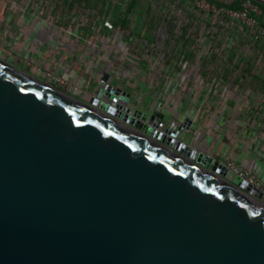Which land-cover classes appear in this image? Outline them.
Returning <instances> with one entry per match:
<instances>
[{"label":"water","instance_id":"water-1","mask_svg":"<svg viewBox=\"0 0 264 264\" xmlns=\"http://www.w3.org/2000/svg\"><path fill=\"white\" fill-rule=\"evenodd\" d=\"M119 90L86 102L0 59V264H264L261 189L191 160L159 112L122 122Z\"/></svg>","mask_w":264,"mask_h":264},{"label":"built area","instance_id":"built-area-1","mask_svg":"<svg viewBox=\"0 0 264 264\" xmlns=\"http://www.w3.org/2000/svg\"><path fill=\"white\" fill-rule=\"evenodd\" d=\"M3 2L8 8L11 4L22 7V14H32V19L44 26L40 27V30L44 32L42 37L48 40L40 39L39 43L44 45L46 42L52 43L51 37L56 38L54 43L59 48L60 56L58 54L52 57H67L63 50L65 49L78 71L91 78L87 84L93 85V91L87 95L82 84L72 85L68 78L59 72L61 65L55 67L53 64L55 59L51 61L55 70L51 68L52 65L44 66L42 73L47 76L45 81L53 84L50 79L63 87L69 85L71 89L79 90L82 96L86 95L84 100L86 102L101 95L100 100L103 103L115 108L118 100L107 96L105 92L111 88L116 91L119 88V96L124 91L128 92L130 93L128 106L131 109L129 115L132 118H119L122 122L132 127L139 121L153 126L155 122L153 114L159 112L162 118L153 126L156 132L180 141L183 148L191 147V154L188 157L197 163L202 160L200 153L208 154L199 151L184 138L185 132L190 131L192 126L189 130L178 132V126L186 117L176 119L177 113L172 115L166 113L165 101L152 109L135 103L131 106L133 96L139 87L131 83L133 73L129 76L125 70L121 77H117V69H113V65H118L117 59L114 58L134 56L129 52L135 41L132 30L139 25L141 16L143 20H148L146 13L140 15L135 11L134 17L129 19L131 27L122 23L126 16L128 17L125 10L131 0H3ZM145 3L146 0L141 1L140 9L145 8ZM109 4H118L121 8L114 9L110 14ZM158 6L151 29L155 31V40L142 39L139 51L141 57H157L160 61H165L168 64V69L163 68L166 72L179 68V71H176L179 78L173 77L172 84L165 89L167 93L187 91L213 94L221 89L226 93H249L252 90L254 75L264 74V11L254 0H242L240 9L219 5L211 0H159ZM148 28H144L146 35L150 30ZM73 57L81 58L74 60ZM82 57L95 58L84 61L85 58ZM238 57L242 58L237 59ZM79 60L81 62H78ZM205 61L209 63L223 61L221 76L218 75L220 71L216 64H212L211 68H204ZM235 61L238 62V68L230 69L233 68ZM98 64L100 65L97 66ZM84 66L85 71L82 69ZM73 67L75 68V65ZM248 67L251 72L246 73L245 68ZM68 68L67 66L66 69ZM106 74L107 80L104 79ZM262 77L264 78V75L260 78ZM102 88L105 90L104 93H101ZM253 104L255 109L264 108V99L254 101ZM171 109L173 110L172 107ZM137 110L145 113L146 118L135 117L134 112ZM169 128L174 132L166 133ZM162 143L172 148L166 140ZM196 154L198 157H193ZM223 163L229 168L230 173L234 171L235 176L239 175L260 188L264 196V182L258 173L250 168H239L230 160H224Z\"/></svg>","mask_w":264,"mask_h":264},{"label":"rangeland","instance_id":"rangeland-1","mask_svg":"<svg viewBox=\"0 0 264 264\" xmlns=\"http://www.w3.org/2000/svg\"><path fill=\"white\" fill-rule=\"evenodd\" d=\"M12 9L14 10V17L16 18L14 27L15 30L11 29L9 31L10 34L6 30L0 31V34L2 33V35L5 33L8 34L5 41H0L2 46L8 48L6 50L0 48V59L17 66L21 70L34 74L42 80H46L47 76L42 73V71H44L42 69L44 62L37 59L38 57H28L29 53L28 55H25L27 57L21 56V54L18 53V51H21L17 47L20 43L22 49L24 47L26 48L30 41V39H23L24 31L20 28L24 27L25 29V27H27V29L30 28V31H32V29H36L37 27L43 28L44 26L39 22L31 21L33 16L32 14H22V7L16 4H11L10 10ZM144 23V21H140L139 25L132 30L135 41L129 48V52L134 56L114 58L118 60V65H113V69H117L116 76L121 77L125 70L129 73V76L133 73L134 78L131 79V83H135L139 86L137 93L133 96L131 106L135 103L136 105L141 104L146 108L152 109L160 102L167 101L168 98L172 102L175 101L177 107H180L178 108L180 109L179 111L178 109H175L174 106H171L176 113L177 110L179 114L191 112L197 117L195 126L189 131V138L193 140V146L199 151L211 154L216 159H220V156H224L222 153L224 152V150L222 151L224 144L232 145L234 143L235 153L241 156H247L243 155V150L246 146L248 147V145L252 147L251 151L258 144H261L262 149H264V108L255 110L248 108L251 106L253 101L264 99V92L261 91L250 94L244 92L226 93L224 89H221L213 94L197 92L192 93L187 91H171L170 93H167L165 89H167V86L172 84L173 77L179 78V75H177L178 73H176V71H179V68H175L174 70L171 69L166 72L165 69H168V64L165 61H160L157 57H141L139 51L140 45L142 44L141 40L144 39L146 41L149 40V38L151 39L150 41L155 40L154 30H149L147 35L144 34ZM12 36L14 39H12ZM51 38H53V41L52 43H49V45L56 48L57 46L54 43L56 42V38ZM17 41L19 43H17ZM14 43L15 47H12L10 44ZM39 45H41V43H39L38 46ZM10 48L11 51H9ZM40 50V47H38L35 52L40 53ZM63 50L66 56L70 57L65 49ZM241 58L242 57H238L237 59ZM73 59L78 60V57H74ZM57 61V65L55 62L53 64H55V67L61 65L62 68L63 66V72L61 73L62 76L71 78V76H68V72H66V67H70V64H67L66 59L63 61L61 59H57ZM39 62L42 63L39 64ZM78 62H81V60ZM108 64H110V61ZM212 64L217 65V68L220 71L218 75L221 76L220 73L224 67L223 61L217 63H209L208 61H205L203 67L211 68ZM237 65L238 62L235 61L232 65L233 68L230 67V69L236 70L238 68ZM90 66L92 67L93 65L91 64ZM51 68L54 69V66L52 65ZM82 69L85 71L86 66ZM203 76L207 75L203 74ZM261 79L264 78L262 77ZM49 81L52 82L54 86L69 93L70 95L86 100V96H82L79 90L73 88L71 89L69 85L63 87L59 85V83L53 82L50 79ZM90 89L91 87L88 88V90ZM244 101L245 104H243ZM179 114H177L176 119H179ZM262 159L264 160V158ZM235 166L242 168L236 162ZM233 172H231L227 177L230 182H233L236 177ZM261 199L264 200V196Z\"/></svg>","mask_w":264,"mask_h":264},{"label":"crops","instance_id":"crops-1","mask_svg":"<svg viewBox=\"0 0 264 264\" xmlns=\"http://www.w3.org/2000/svg\"><path fill=\"white\" fill-rule=\"evenodd\" d=\"M141 1L142 0H131V3L129 2L130 4H127L126 10H125V14H127L128 17L126 16V20L123 21L124 25L127 26V25L130 24V20L129 19L134 17V13L136 11L140 15H142L143 13H146L148 15V20H143L142 16H141L140 20L144 21L145 23L143 25L145 27H147V28L149 27L148 29L151 30V29H153L152 28L153 27L152 23L155 20L157 8L159 7L158 6L159 5V0H146L145 8L140 9ZM211 1L216 2L218 4H221V5H224V6H227V7L229 6V8H230V7L237 6V5H238L237 7H239L240 6V1H242V0H211ZM254 1H255V3L257 5L264 6V0H254ZM5 4L6 3L3 2V0H0V31L1 30H6L9 33V31L11 29L15 30L14 27H15L16 18L14 17V10L13 9L10 10V8L6 7ZM108 8H111V11H110V14H111V13H113L114 9L115 10H119L121 8V5L109 4ZM31 21H35V20L32 19ZM35 22H38V21L36 20ZM20 29L22 31H24V38L23 39L24 40L25 39H30L29 44L26 46V48L24 47L23 49L21 47V44L17 41V43H19V46H17V47L22 52L21 53V52L18 51V53H20L21 56L27 57L25 55L26 54L28 55V53H29L30 56L28 55V57H38L37 59H40V61L44 62V66L45 67H49L50 65H52L51 61L54 58H55L56 65L58 63L57 59H61L62 61L66 59L67 64H70V67L68 69H66V72H68V76H71V79L68 78V81L72 85H81L82 84L83 85L82 87H85V89H86L84 91L85 94L90 95L92 93L93 85L90 84V83L87 84V82L89 80L91 81V78L90 77L88 78V76H86L85 73L83 74V73H81V71H78V69L76 67V64L74 62L72 63V60H70L72 57H61V58L60 57H52L53 55H58V54L60 56V51L58 49H56L57 47L54 48L53 46H50L48 42H46L47 44H45V45L41 44V45L38 46V43L40 42L39 41L40 39H43L44 41L47 40L46 38L42 37L44 35V32L42 30H40L39 27H37L36 29H32V31H30V28L27 29V27H25V29H24V27H22ZM7 37H8L7 33H5L3 35L1 33L0 34V41L1 40L5 41V39ZM12 39H14L13 36H12ZM10 45L12 47H15V43L14 44H10ZM38 47H40V49H41L39 51L40 53H36L35 52V50ZM0 48H3L5 50L8 49V48L2 46V44H0ZM9 51H11V48L9 49ZM78 58H81V57H78ZM82 58H85L84 61H86L89 58H95V57H82ZM41 63L42 62H39V64H41ZM100 64H98L97 66H99ZM73 65H75V68L73 67ZM44 66H42L43 70H44ZM62 68L59 71L60 73L63 72ZM245 72L246 73L251 72V69L249 67L247 69L245 68ZM262 75H264V74L261 73L260 76L254 75V78H255L254 85H252V90L249 92V94L250 93H255V92H261V91L264 92V87H263L264 86V79L260 78ZM93 77H94V75H93ZM89 87H91L90 90H88ZM244 93H246V92H244ZM85 94L83 96H86ZM245 101L243 102V104H245ZM171 106H174L175 109L180 108L179 106L177 107V104L175 103V101L172 102L168 98L167 101H165V107H167L166 113L171 114V115H172V113H176V111H174V109L173 110L171 109ZM248 108L255 110V107H254L253 103ZM178 110L180 111V109H178ZM178 110H177V114H179ZM178 116H179V118L190 117L193 120L192 128L195 126V122H196L197 117L195 116L194 113H191V112H188L186 114L180 113ZM263 121H264V119H263ZM184 138L188 142H190L192 145H194L193 140L189 138V131L185 132ZM223 146L224 147L222 148V151L224 150V152H222V153L224 154V156H220L221 160H223V161L224 160L225 161H227V160L229 161L230 160V161L236 162L241 167L252 169L253 171H255L256 173L259 174L260 179L264 182V160L262 159V158H264V154H263L264 149H262V145L261 144L256 145L252 151H251V149H252L251 146H249V145H248V147L246 146L245 149H244L246 151L243 150V155H247V156H241V155L235 153V150H234L235 149V145H234V143L232 145L224 144Z\"/></svg>","mask_w":264,"mask_h":264},{"label":"trees","instance_id":"trees-1","mask_svg":"<svg viewBox=\"0 0 264 264\" xmlns=\"http://www.w3.org/2000/svg\"><path fill=\"white\" fill-rule=\"evenodd\" d=\"M136 2V1H135ZM216 3V2H215ZM218 4V3H217ZM219 5H221V4H219ZM238 6V5H237ZM237 6H233V7H230V8H232V9H240L241 8V1H240V6L239 7H237ZM229 7V6H228ZM260 7H262V9H263V11H264V6H260ZM122 23L124 24V22L122 21Z\"/></svg>","mask_w":264,"mask_h":264},{"label":"bare ground","instance_id":"bare-ground-1","mask_svg":"<svg viewBox=\"0 0 264 264\" xmlns=\"http://www.w3.org/2000/svg\"><path fill=\"white\" fill-rule=\"evenodd\" d=\"M193 157L197 158V157H198V155H197V154H196V155H193ZM193 157H192V158H193Z\"/></svg>","mask_w":264,"mask_h":264}]
</instances>
